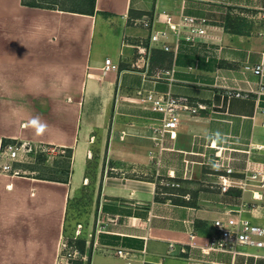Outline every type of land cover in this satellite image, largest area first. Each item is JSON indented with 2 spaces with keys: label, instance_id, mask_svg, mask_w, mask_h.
<instances>
[{
  "label": "crops",
  "instance_id": "obj_1",
  "mask_svg": "<svg viewBox=\"0 0 264 264\" xmlns=\"http://www.w3.org/2000/svg\"><path fill=\"white\" fill-rule=\"evenodd\" d=\"M168 16L206 19V33L171 31L177 50L167 52L150 36ZM230 18L242 32L226 28ZM107 59L118 69L104 71ZM261 63L264 0H96L92 14L0 0V145L73 150L67 182L0 173V264H55L72 194L90 178V264H127L119 249L135 253L132 264H264L263 248L209 249L218 219L264 226L254 186L222 191L216 170L221 161L236 177L264 175V69H246ZM140 90L207 107L184 112L158 153L163 114Z\"/></svg>",
  "mask_w": 264,
  "mask_h": 264
},
{
  "label": "built area",
  "instance_id": "obj_2",
  "mask_svg": "<svg viewBox=\"0 0 264 264\" xmlns=\"http://www.w3.org/2000/svg\"><path fill=\"white\" fill-rule=\"evenodd\" d=\"M206 19H198L191 16H186L179 21H174L171 16L166 18L168 29L152 31L150 36L151 43L162 42V47L167 52L177 50V43L174 48L168 45L167 40L172 32L180 34L182 27L188 26L191 32L199 34L206 33ZM141 24L146 27H152L150 19H143ZM172 31V32H171ZM139 52L144 56H150V51L146 48L139 47ZM148 62L146 63V66ZM104 71L117 70L118 65L113 63L111 59H107L104 66ZM246 69L252 70L255 74L263 76V63L251 67L246 66ZM164 75L171 79L172 70L164 71ZM172 80V79H171ZM261 91L264 93V85L261 86ZM239 95V94H238ZM140 103L157 112L163 114L161 123L154 126L152 139L158 147V153L165 149V141L167 138L173 139L176 137V130L180 123L181 115L188 112L192 115L197 114L201 109L207 106L203 103H191L188 98L174 96L170 92L166 94H156L153 91H139ZM49 148L46 145H33L27 142L3 141L0 145V173L23 175L21 168L15 167V163L28 162L30 157H34L38 152H45ZM216 170L224 171L220 174V186L222 191H227L230 187H238L247 190L248 187L254 186L253 197L255 199L264 198V175L258 172L246 171L244 176H234V170L228 164L221 161H216ZM256 188V190H255ZM216 233L211 237L209 249L217 251H229L237 253L238 246H253L264 249V226L254 224L248 219L233 220L229 218L227 221L218 219L214 222ZM68 248V243L64 236L61 237L59 250L55 264H69L68 255H61ZM117 255L128 259L127 264H132L135 253L130 250L119 249ZM72 254L69 253V257Z\"/></svg>",
  "mask_w": 264,
  "mask_h": 264
},
{
  "label": "rangeland",
  "instance_id": "obj_3",
  "mask_svg": "<svg viewBox=\"0 0 264 264\" xmlns=\"http://www.w3.org/2000/svg\"><path fill=\"white\" fill-rule=\"evenodd\" d=\"M45 1L47 0H41V4L46 5L47 2ZM43 154H45L44 161L42 160L40 162L36 157H30L28 162H19V164L22 167L36 166L37 168L41 169L42 173L48 174V168H53L56 166L62 168V166H64L68 160V157L66 156L67 152H65L62 148L50 146L45 152H43ZM78 171L79 169L75 170V185H78V183H81L82 181ZM26 172L28 173L27 170L23 169V175L26 174ZM96 210L97 186L94 183L93 178H90V181H86V184L84 185L81 184L80 187L76 189L75 192H73L69 204L64 233V238L68 243V248L66 251L61 252V255H68L69 264H76V261L78 260H82L84 263L87 262L86 254L82 255L80 253L78 250V245L81 240H86L88 247V242L92 236V232L90 230L93 227ZM69 253L72 254L71 257H69Z\"/></svg>",
  "mask_w": 264,
  "mask_h": 264
},
{
  "label": "trees",
  "instance_id": "obj_4",
  "mask_svg": "<svg viewBox=\"0 0 264 264\" xmlns=\"http://www.w3.org/2000/svg\"><path fill=\"white\" fill-rule=\"evenodd\" d=\"M45 2H47L46 5H42L40 0H22V3L27 6L47 7V8L59 7L61 10H67V11L83 13V14H92L94 12L96 0H48ZM240 27H241V23L236 22V20H233L231 18L226 23V28L233 30L234 32H237V33L242 32V29ZM62 149L65 152H67L66 156L68 157L66 164L62 166V168L59 166L48 168L47 170L48 174H45V173H42L41 169L37 168L36 166H29L30 168L27 166H23V167L25 170L29 169L31 171H35L36 176L39 178L67 182L72 172L73 150L71 148H62ZM44 156L45 154H43V152H38L37 154L34 155V157H36L37 160L40 162L42 160L44 161L45 159ZM15 167L21 168L23 170V167L19 163H16ZM78 247H79L78 250L80 251V253L82 255H85V254H89L91 244L90 246L87 247L86 240H81L79 242ZM76 264H90V261H89V258L87 259L86 263H84L82 260H78L76 261Z\"/></svg>",
  "mask_w": 264,
  "mask_h": 264
}]
</instances>
